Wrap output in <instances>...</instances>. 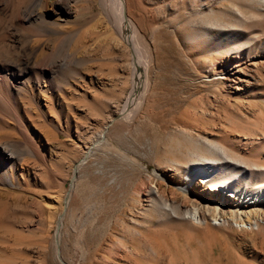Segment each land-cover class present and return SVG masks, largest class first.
Returning <instances> with one entry per match:
<instances>
[{
	"label": "rangeland",
	"instance_id": "rangeland-1",
	"mask_svg": "<svg viewBox=\"0 0 264 264\" xmlns=\"http://www.w3.org/2000/svg\"><path fill=\"white\" fill-rule=\"evenodd\" d=\"M78 1L63 19L36 0H0V104L16 118L15 130L0 123V149L19 143L14 174L0 171V264H144L128 251L144 238L159 244L149 232L167 224L171 246H209L212 232L154 217L149 195L137 190L186 180L174 169L184 167L180 159L210 157L219 142L264 159V138H245L264 124V0H126L146 69L127 115L131 48L100 0Z\"/></svg>",
	"mask_w": 264,
	"mask_h": 264
},
{
	"label": "bare ground",
	"instance_id": "bare-ground-1",
	"mask_svg": "<svg viewBox=\"0 0 264 264\" xmlns=\"http://www.w3.org/2000/svg\"><path fill=\"white\" fill-rule=\"evenodd\" d=\"M100 2L104 16L117 30L119 41L126 47L128 45L131 48L134 68L132 92L135 91L137 95L136 100L132 101L134 94L131 92L124 101L120 115H127L131 111L130 108L140 102L142 91L146 88V69L140 62L138 53V47L141 44L140 30L137 24L127 16L126 0H100ZM36 3L42 8L52 10L63 19H67L65 13L73 17L78 12L77 7L79 6L78 0H36ZM209 23L212 24L210 21ZM203 25L196 22L191 26L200 32V27H203ZM58 72L54 71V73ZM4 107L0 104V113L11 116H8L11 122L1 119L0 115V120H2L0 123L8 125L11 130H15L14 121L16 118L10 112L11 109L7 106ZM263 127L260 131L258 130L259 132H254L256 129H253L252 135L248 132L250 129L247 130V133H249L245 136L247 141L253 140L260 144V141L264 138ZM5 137H8V135ZM219 143H221V146L214 144L209 149L210 157L195 153L192 157L180 159V162L185 163L180 170L169 164L172 162L166 161L171 169L174 168L178 171L179 175L181 170L185 171L184 174H187L186 180L179 178L176 180L177 185L172 186H168L163 180H157L152 184L153 186L143 183L142 187L137 190L144 191L149 195L148 198L153 203V210L156 213L154 217L158 214L163 221L182 220L199 228V230L202 227L206 234L212 232L210 245L194 250L193 243L187 241V247L182 250L176 240L175 244L171 246L172 244L166 239V236L171 233H169L171 226L167 224L163 226L164 229L162 230L149 232L163 238V241L159 244L144 238L140 248L128 251L126 248L129 245L132 248L134 239L127 240L123 250L128 251L127 255L135 259H132L133 262L142 258L144 264H264V261L258 262L254 258L252 259L254 262L246 259L243 249L250 246L258 253L264 254V159L254 158L255 152L253 151L255 150H234L228 148V144H225V142ZM13 144L0 149V153L3 155V158L0 159V171L6 169L12 175L14 171L13 167L9 166V161L14 159L15 153L11 151V148H19V143L14 142ZM257 153V155L261 154ZM201 159L205 161L201 162ZM1 178L0 175V180ZM254 181H258L261 185L252 187ZM207 183L210 184L208 187L205 185ZM190 187L193 188L190 189ZM188 211L192 213V216L187 219L183 212L187 213ZM211 221L219 223L211 224ZM234 224L238 225L240 229L234 227ZM247 225L250 226V229L247 228ZM254 225L257 226V230L253 229L252 226ZM189 234L187 238L190 240ZM237 240H240V242Z\"/></svg>",
	"mask_w": 264,
	"mask_h": 264
}]
</instances>
